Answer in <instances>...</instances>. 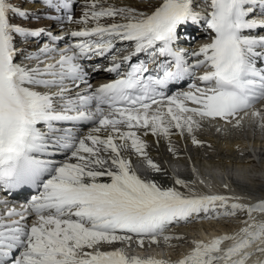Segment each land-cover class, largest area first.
Listing matches in <instances>:
<instances>
[{
    "label": "snow or ice",
    "instance_id": "1",
    "mask_svg": "<svg viewBox=\"0 0 264 264\" xmlns=\"http://www.w3.org/2000/svg\"><path fill=\"white\" fill-rule=\"evenodd\" d=\"M43 2L53 13L71 7L70 0ZM257 6L264 14V0H207L203 10L194 0H159L145 13L86 0L78 18H61L83 25L69 33L74 43L41 68L39 56L56 52L63 38L47 32L49 42L30 57L36 65L16 63L17 37L37 38L45 29L13 24L27 11L0 0V189L30 185L38 193L19 208L0 200V264H168L115 245L143 247L145 238L156 243L158 236L167 241L173 238L165 234L170 224L217 205L225 209L219 215L245 213V226L209 243L195 241L175 264H246L255 253L264 254V222L252 215L264 213V200L245 204L235 202L239 197L199 194L178 177L164 187L132 164L135 155L153 172L164 171L148 156L142 136L170 138L173 130L191 135L205 120L239 126L249 115L264 123V108H254L264 100V36L245 34L264 31V20L249 18ZM201 24L210 42L193 50L189 62L179 47L183 30ZM122 42L132 50L120 60L113 55L106 69L118 78L93 88L80 61L111 55ZM141 54L146 60L131 63ZM125 63L130 68L120 74ZM201 68L187 90L168 94L170 85ZM82 85L87 87L72 97L71 89ZM74 121L94 126L79 135L63 126ZM192 142L202 143L195 136ZM57 153L66 158L54 162ZM225 240L233 243L221 248Z\"/></svg>",
    "mask_w": 264,
    "mask_h": 264
},
{
    "label": "bare ground",
    "instance_id": "2",
    "mask_svg": "<svg viewBox=\"0 0 264 264\" xmlns=\"http://www.w3.org/2000/svg\"><path fill=\"white\" fill-rule=\"evenodd\" d=\"M11 3L28 13L25 18L15 17L12 20L13 24L30 29L34 27L51 31L52 28L60 27L65 23L66 18H61L66 17V13L62 10L53 13L43 0H11ZM70 3L73 7L76 6L74 17L78 18L84 10L86 0H70ZM158 3L159 0H102L103 6H127L145 13L153 10L155 6H158ZM201 5L206 8L207 3ZM195 6L196 8L199 7ZM53 15L56 19L50 18ZM102 22L110 23L111 21L104 20ZM91 26L89 25V27ZM41 37L45 38V33L37 38H29L22 43L19 50L22 51L24 48L30 47L38 51L43 46V44L39 46L40 41L37 40ZM61 46L58 45V47ZM31 52L29 51L28 56L24 59V65L28 62L37 63L35 59L30 57L38 55V53ZM44 56H39L41 62H46L43 59ZM95 58L80 61L91 77L100 73H95L96 69H93L96 62ZM102 59L103 57L98 58V64ZM47 63L51 62L48 61ZM187 88L188 86L184 90ZM262 104L263 100L258 101L256 105ZM178 135L173 133L170 138H154L151 134L142 136L147 143L148 156L164 171L163 173L153 172L145 163L138 164L136 159H132L133 167L137 173L142 177H145L146 173L154 174L153 179H157L162 186L168 187L172 185L173 177L183 179L190 184L193 174L198 172L201 178L206 179V176L214 182L213 189L216 191L233 189V194H245V196H234L239 197V200L235 201L237 203L253 204L264 200V123L253 116L250 119L244 118L239 126L235 125V121L227 123L222 122V120H205L202 122V126L194 129L191 135ZM193 136L202 143L193 144ZM156 141L158 147L153 145ZM170 147L174 148L175 152L169 151ZM233 202L229 200L228 203ZM217 206L219 207V205ZM220 209L221 212L225 211L223 208ZM252 215L255 221L264 222V213L254 212ZM227 216L231 218L226 222L224 220ZM203 220L196 222L193 219L182 220L180 224L185 226H181L179 229L180 234L174 235L176 238L169 239L174 244L165 245L163 247L164 252L174 254L180 250L185 251L186 247L195 241L208 243L219 236L236 234L242 226H245L247 216L245 213L237 212L235 215H210L208 219L205 217ZM232 243V240H225L221 242V245L227 248ZM257 243L259 241L245 250L252 251ZM258 256L264 259V254L255 253L247 261H256ZM218 262L223 264L222 261Z\"/></svg>",
    "mask_w": 264,
    "mask_h": 264
},
{
    "label": "rangeland",
    "instance_id": "3",
    "mask_svg": "<svg viewBox=\"0 0 264 264\" xmlns=\"http://www.w3.org/2000/svg\"><path fill=\"white\" fill-rule=\"evenodd\" d=\"M229 218H231V217H228V216H227V217H226V219H225L224 221H226V222H227V220H228ZM229 220H230V219H229Z\"/></svg>",
    "mask_w": 264,
    "mask_h": 264
}]
</instances>
